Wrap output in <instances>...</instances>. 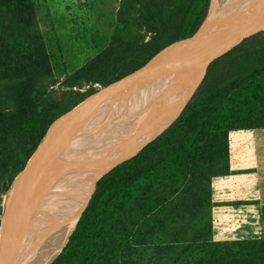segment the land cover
I'll use <instances>...</instances> for the list:
<instances>
[{"label":"trees","instance_id":"trees-1","mask_svg":"<svg viewBox=\"0 0 264 264\" xmlns=\"http://www.w3.org/2000/svg\"><path fill=\"white\" fill-rule=\"evenodd\" d=\"M211 3L121 0L109 45L56 89L36 0H0V197L59 116L194 35ZM259 128L264 31L217 59L179 117L98 180L51 264H264V237L219 240L213 217L214 180L233 173V134Z\"/></svg>","mask_w":264,"mask_h":264},{"label":"water","instance_id":"water-1","mask_svg":"<svg viewBox=\"0 0 264 264\" xmlns=\"http://www.w3.org/2000/svg\"><path fill=\"white\" fill-rule=\"evenodd\" d=\"M210 12L211 8L207 18ZM206 22L194 35L166 46L141 67L99 85L53 122L5 194L0 264L18 262L32 236L41 234L49 204L62 189V180H73L87 167L97 143L123 109L160 86L192 83L197 89L217 59L264 31V0H254Z\"/></svg>","mask_w":264,"mask_h":264},{"label":"bare ground","instance_id":"bare-ground-1","mask_svg":"<svg viewBox=\"0 0 264 264\" xmlns=\"http://www.w3.org/2000/svg\"><path fill=\"white\" fill-rule=\"evenodd\" d=\"M249 0H213L206 24L238 10ZM196 85L169 84L124 108L94 148L89 164L63 186L49 204L48 221L32 236L15 264H51L62 252L85 210L99 178L132 158L180 114Z\"/></svg>","mask_w":264,"mask_h":264},{"label":"rangeland","instance_id":"rangeland-1","mask_svg":"<svg viewBox=\"0 0 264 264\" xmlns=\"http://www.w3.org/2000/svg\"><path fill=\"white\" fill-rule=\"evenodd\" d=\"M36 4L58 82L55 88L61 89L60 83L66 72L73 73L109 45L116 30L121 0H36ZM89 87L81 90L86 91ZM195 91L196 87L193 94ZM246 132L249 131L232 136L233 148H242V144L251 142L250 134ZM4 199L5 194L0 197V225ZM258 231L256 228L254 233Z\"/></svg>","mask_w":264,"mask_h":264},{"label":"crops","instance_id":"crops-1","mask_svg":"<svg viewBox=\"0 0 264 264\" xmlns=\"http://www.w3.org/2000/svg\"><path fill=\"white\" fill-rule=\"evenodd\" d=\"M248 131L249 144L242 148L231 144L233 173L213 183V217L219 240L264 237V128Z\"/></svg>","mask_w":264,"mask_h":264}]
</instances>
